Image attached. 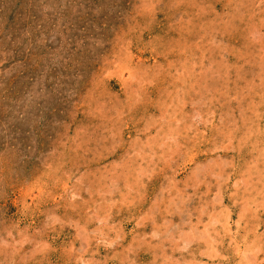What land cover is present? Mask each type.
Listing matches in <instances>:
<instances>
[{"label":"rangeland","instance_id":"obj_1","mask_svg":"<svg viewBox=\"0 0 264 264\" xmlns=\"http://www.w3.org/2000/svg\"><path fill=\"white\" fill-rule=\"evenodd\" d=\"M0 264H264V0H0Z\"/></svg>","mask_w":264,"mask_h":264}]
</instances>
